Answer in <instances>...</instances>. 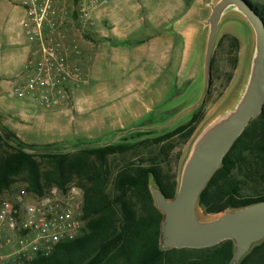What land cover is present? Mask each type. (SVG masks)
Segmentation results:
<instances>
[{
  "label": "rangeland",
  "instance_id": "1",
  "mask_svg": "<svg viewBox=\"0 0 264 264\" xmlns=\"http://www.w3.org/2000/svg\"><path fill=\"white\" fill-rule=\"evenodd\" d=\"M198 1L201 10L189 13L184 22ZM211 1L98 0L88 4L90 8L82 15L81 0H54L52 8L60 13L54 17L56 28L49 35L55 41L60 40L59 32L65 36L68 47L64 53L79 70L81 83L61 106L44 110L29 99L16 98L14 87L23 75L4 76L0 67V131L13 132L32 153L131 145L129 150L109 156L108 192L115 175L129 166L155 167L163 181L179 182L194 140L242 90L253 50L254 34L248 22L238 15L226 17L215 44L212 86L204 105L197 109L206 84L209 29L202 21L210 15L206 5ZM250 1L264 10V0ZM0 8L23 6L18 0H0ZM117 8L121 13L110 17ZM181 19L183 23L175 25ZM187 26H194L195 32L189 28V41L182 43L178 34ZM9 55L10 47L0 46V66ZM195 118L198 121L191 137L185 138L189 129L175 132ZM9 151V146L0 147V155ZM244 157L251 159L249 152ZM26 178L24 173L16 176L2 196L15 198L26 189ZM199 213L202 219L217 216L201 209Z\"/></svg>",
  "mask_w": 264,
  "mask_h": 264
},
{
  "label": "trees",
  "instance_id": "2",
  "mask_svg": "<svg viewBox=\"0 0 264 264\" xmlns=\"http://www.w3.org/2000/svg\"><path fill=\"white\" fill-rule=\"evenodd\" d=\"M254 7L264 17L263 8L261 11ZM197 121L195 118L175 132L189 129L185 137L188 139ZM3 144L12 151L0 155V198L11 189L14 178L23 173L27 175L26 190L37 196L54 188L65 190L71 184L84 190V233L72 242L60 244L52 256L37 264H232L233 241L205 249L166 250L161 246L163 214L150 185L154 183L171 199L179 182L163 181L159 169L126 167L115 175L108 192L109 156L125 148L127 151L131 145L88 146L74 152L39 149L32 153L7 129L0 131V147ZM246 152L249 161L244 157ZM260 202H264V112L225 156L201 195L199 209L207 215H218ZM240 264H264V242Z\"/></svg>",
  "mask_w": 264,
  "mask_h": 264
},
{
  "label": "water",
  "instance_id": "3",
  "mask_svg": "<svg viewBox=\"0 0 264 264\" xmlns=\"http://www.w3.org/2000/svg\"><path fill=\"white\" fill-rule=\"evenodd\" d=\"M206 7L210 9L209 17L202 21L209 29L204 56L206 84L197 107L204 104L210 92L218 32L222 21L230 15L244 18L254 34L248 74L237 98L194 140L176 195L169 199L154 183L150 190L163 214L161 246L164 249H205L233 241L232 264H240L255 246L264 242V202L202 219L199 201L225 156L253 120L264 112V17L249 0H212ZM81 149L74 148L71 152Z\"/></svg>",
  "mask_w": 264,
  "mask_h": 264
},
{
  "label": "built area",
  "instance_id": "4",
  "mask_svg": "<svg viewBox=\"0 0 264 264\" xmlns=\"http://www.w3.org/2000/svg\"><path fill=\"white\" fill-rule=\"evenodd\" d=\"M23 6L21 26L29 55L23 80L14 87L19 100L29 99L38 108L61 106L74 86L81 83L79 70L69 63L65 36L53 40L54 17L60 11L54 0H18ZM107 1V0H106ZM81 0L82 15L88 4ZM84 190L71 184L65 190L52 189L37 196L26 189L15 198H0V264H37L52 256L58 246L79 238L87 227L84 218Z\"/></svg>",
  "mask_w": 264,
  "mask_h": 264
},
{
  "label": "crops",
  "instance_id": "5",
  "mask_svg": "<svg viewBox=\"0 0 264 264\" xmlns=\"http://www.w3.org/2000/svg\"><path fill=\"white\" fill-rule=\"evenodd\" d=\"M116 0H112V2H115ZM115 6V5H114ZM191 9L188 11L184 18V22L187 19V16L189 13H194L197 10H201L200 2L198 1L196 4L192 5L190 7ZM153 11H160V8H151ZM123 11V10H122ZM121 13V8H117L112 11L110 14V17L114 18L115 15H118ZM24 16V12L22 8H0V18L2 21V25L0 26V46H9L10 47V55L8 59L5 61L3 58V61L1 63L2 68V75L13 77L14 75H23L26 69V63L29 55V46L27 43V38L25 36V33L23 31V28L21 26V20ZM183 23V20H179L175 22V25H181ZM171 26V25H170ZM172 27L173 24H172ZM192 29L193 32H195V27L190 26L186 27V30H182L179 32V41L184 43H188L189 37H188V29ZM190 31V30H189ZM200 34L203 32L202 30ZM192 32V38H195V33ZM203 35V34H202ZM158 36V35H156ZM191 38V39H192ZM199 39L202 38V36H198ZM19 45V46H18Z\"/></svg>",
  "mask_w": 264,
  "mask_h": 264
}]
</instances>
